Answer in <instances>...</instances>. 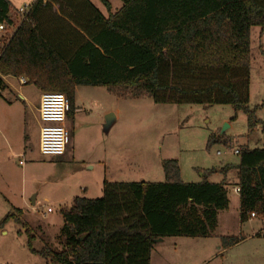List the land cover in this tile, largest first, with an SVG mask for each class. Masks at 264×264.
Here are the masks:
<instances>
[{"label": "trees", "instance_id": "16d2710c", "mask_svg": "<svg viewBox=\"0 0 264 264\" xmlns=\"http://www.w3.org/2000/svg\"><path fill=\"white\" fill-rule=\"evenodd\" d=\"M100 1L108 17L89 0H36L17 24L19 11L0 0V24L16 26L0 58V88L3 77H25L41 94H64L68 118L85 86L158 104L231 105L246 114L250 130L260 123L249 88L251 30L264 32V0H121L115 13ZM239 157L240 221L253 213L264 225V148L241 149ZM230 169L205 170L204 181L185 183L179 163L167 160L163 183L106 182L103 198L78 197L61 210L62 249L37 254L49 264H150L161 239L210 238L230 201L225 182L208 178ZM10 220L19 222L8 214L0 230ZM221 242L226 249L240 239Z\"/></svg>", "mask_w": 264, "mask_h": 264}, {"label": "rangeland", "instance_id": "374dc122", "mask_svg": "<svg viewBox=\"0 0 264 264\" xmlns=\"http://www.w3.org/2000/svg\"><path fill=\"white\" fill-rule=\"evenodd\" d=\"M8 1L20 11L36 0ZM89 1L108 14L100 0ZM107 1L112 12L123 6L121 0ZM263 33L259 27L251 30L249 108L260 121L251 130L246 114L231 105L158 104L148 96L133 99L121 90L84 86L77 90L75 114L66 123L71 132L66 153L43 156L33 107L40 92L34 85L20 86L17 78H8L11 88H0V223L8 214H15L19 222L10 220L0 230V264H49L37 252L62 249V209L71 208L78 197L103 198L106 182L163 183L167 160L179 163L185 183L204 181L205 170L231 167L226 176L214 173L208 178L211 183L225 182L230 206L219 213L212 237L164 238L154 245L150 264H264L263 222L256 217L241 223L234 190L240 162L234 152L264 148ZM109 113L115 117L111 123ZM213 136L214 143L207 147ZM4 196L22 214L11 211ZM35 197L39 203L34 206ZM232 237L240 242L224 249L221 238Z\"/></svg>", "mask_w": 264, "mask_h": 264}, {"label": "built area", "instance_id": "2783aa9c", "mask_svg": "<svg viewBox=\"0 0 264 264\" xmlns=\"http://www.w3.org/2000/svg\"><path fill=\"white\" fill-rule=\"evenodd\" d=\"M31 6L20 9L19 15L24 20L29 14ZM16 27H8L0 24V58L10 39L15 33ZM5 78V77H3ZM2 78V79H3ZM19 85H27L25 77L17 78ZM70 104L64 94L45 93L41 94L37 114L40 122L38 148L43 156H63L71 142V133L66 127ZM239 155V151H235ZM220 155V152L218 153ZM22 164V161H20ZM239 194L240 188L234 189ZM51 212V209H48ZM255 218V214H251Z\"/></svg>", "mask_w": 264, "mask_h": 264}, {"label": "crops", "instance_id": "0c3cea01", "mask_svg": "<svg viewBox=\"0 0 264 264\" xmlns=\"http://www.w3.org/2000/svg\"><path fill=\"white\" fill-rule=\"evenodd\" d=\"M110 4V3H109ZM94 5V4H93ZM95 6V5H94ZM111 6V5H110ZM57 9V8H56ZM119 10V9H118ZM108 12V11H107ZM111 12H112V10H111ZM112 13H115V12H112ZM104 15V14H103ZM108 15H109V12H108V14L107 15H104L105 17H108ZM264 34V33H263ZM8 78H12V77H5V78H3V83H4V89H10L11 88V86L7 83V80H8ZM77 90H78V88H77ZM76 94H77V91H76ZM40 96H41V94L39 93V98H38V101H37V103L35 102L34 104H33V107H35V111H37V108H38V105H39V100H40ZM20 98L21 99H23V101H24V103H26L27 101H28V99H27V97L25 96V95H23L22 93H20ZM110 114V113H109ZM38 116V115H37ZM69 119V118H68ZM37 124H38V128H40V122H39V118H38V122H37ZM71 133V132H70ZM15 155H21V154H15ZM89 168H93V166L92 165H89ZM221 168H223V166H221V167H217V170H220ZM5 197V196H4ZM238 197H239V194H238ZM239 199V210H240V198H238ZM11 207H12V209H11V211H13V210H15V211H21L22 212V209H20V208H18V207H16L11 201H10V199H8L7 197H5V199H4ZM75 200H76V198L74 199V201L73 202H75ZM230 201V200H229ZM39 203V201H37V199H36V197L34 198V200H33V203H32V205H36L37 203ZM229 206H230V202H229ZM229 209V208H228ZM240 215V214H239ZM254 219H256V218H254ZM253 219L252 218H250L249 219V222H251ZM163 241V240H162Z\"/></svg>", "mask_w": 264, "mask_h": 264}, {"label": "water", "instance_id": "95a60500", "mask_svg": "<svg viewBox=\"0 0 264 264\" xmlns=\"http://www.w3.org/2000/svg\"><path fill=\"white\" fill-rule=\"evenodd\" d=\"M114 118H115V117H114L113 114H109V115L107 116V122H108V123H111V121H112ZM227 128H228V126L225 125L224 130H226ZM159 241H162V239L159 240Z\"/></svg>", "mask_w": 264, "mask_h": 264}]
</instances>
